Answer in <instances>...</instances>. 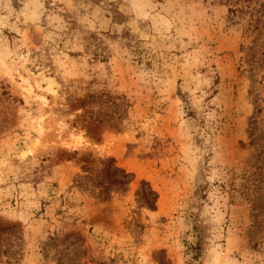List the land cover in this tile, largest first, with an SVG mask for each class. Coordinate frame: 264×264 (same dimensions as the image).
Here are the masks:
<instances>
[{
    "label": "rangeland",
    "instance_id": "rangeland-1",
    "mask_svg": "<svg viewBox=\"0 0 264 264\" xmlns=\"http://www.w3.org/2000/svg\"><path fill=\"white\" fill-rule=\"evenodd\" d=\"M0 264H264V0H0Z\"/></svg>",
    "mask_w": 264,
    "mask_h": 264
},
{
    "label": "trees",
    "instance_id": "trees-1",
    "mask_svg": "<svg viewBox=\"0 0 264 264\" xmlns=\"http://www.w3.org/2000/svg\"><path fill=\"white\" fill-rule=\"evenodd\" d=\"M110 98H111V96H108V100H110ZM110 118L112 117L113 118V115H110L109 116ZM121 171H122V176L124 177V178H126V177H128V176H130L131 174L130 173H127L125 170H123V169H120ZM122 183H127V180L125 181V180H122L121 181ZM153 193V192H152ZM199 247V245H197V246H194V249H196L197 250V248ZM197 255V254H196Z\"/></svg>",
    "mask_w": 264,
    "mask_h": 264
}]
</instances>
